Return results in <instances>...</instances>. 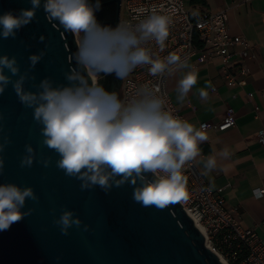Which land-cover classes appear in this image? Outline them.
Instances as JSON below:
<instances>
[{"label": "clouds", "instance_id": "9594fccd", "mask_svg": "<svg viewBox=\"0 0 264 264\" xmlns=\"http://www.w3.org/2000/svg\"><path fill=\"white\" fill-rule=\"evenodd\" d=\"M29 5L0 14V39H16L43 9L48 21L77 36V49L62 81L46 76L38 83L33 70L47 54L46 49L31 53L24 71L15 56L0 55V94L11 85L19 103L31 110L42 144L58 156L56 167L67 177L79 180L82 191L99 186L108 193L127 184L133 189V200L144 207L164 209L187 200L184 167L200 154L199 145L208 139L203 126L197 129L167 110L158 90L142 88L133 98L124 100L99 83L101 73L124 80L142 65L150 66L152 76L189 69L176 87L178 100L184 101L198 80L188 59L174 53L163 59L153 58L144 46L155 40L163 50L170 18L153 12L136 25L120 22L113 28L97 20L100 0H29ZM39 40L43 42L45 37L41 35ZM29 81L33 82L31 88L26 87ZM199 94L205 99L208 96L204 90ZM10 142L5 138L0 143V153ZM34 162L35 149L26 144L20 167L31 168ZM39 162L48 167L52 161L47 157ZM4 163L0 155V175ZM215 166L214 158L205 162L208 172ZM252 194L256 199L264 198V189L256 188ZM26 200L39 201L31 186L0 183V231L32 214L33 208L21 211ZM53 224L67 236L70 228H80L83 221L74 211L63 209ZM88 229L84 224L83 230Z\"/></svg>", "mask_w": 264, "mask_h": 264}, {"label": "water", "instance_id": "95a60500", "mask_svg": "<svg viewBox=\"0 0 264 264\" xmlns=\"http://www.w3.org/2000/svg\"><path fill=\"white\" fill-rule=\"evenodd\" d=\"M100 2L98 22L115 28L121 0ZM29 6V0H0V14ZM77 41L75 34L48 21L41 9L37 20L21 29L16 39H0V55L15 56L24 71L28 56L46 49L33 70L35 83L46 76L62 81ZM100 75L99 83L106 90L119 93L121 79L115 74ZM5 138L11 142L0 153L5 162L0 183L31 186L39 201L26 200L21 211L33 208L32 214L0 231V264H223L205 245L203 234L180 202L164 209L144 207L133 200V189L127 184L108 193L99 186L82 191L79 180L56 167L57 154L42 144L31 110L19 103L11 85L0 94V143ZM26 144L36 152L31 168L20 167ZM47 157L52 162L44 167L39 161ZM63 209L74 211L83 221L80 228H70L67 236L53 224ZM84 224L88 231L83 230Z\"/></svg>", "mask_w": 264, "mask_h": 264}, {"label": "built area", "instance_id": "2783aa9c", "mask_svg": "<svg viewBox=\"0 0 264 264\" xmlns=\"http://www.w3.org/2000/svg\"><path fill=\"white\" fill-rule=\"evenodd\" d=\"M153 12L166 15L171 21L163 50L155 40L144 45L153 58L163 59L174 53L182 59L186 57L188 61L202 64L218 57L222 61L220 72L225 86L242 87L246 84L250 72L246 61L250 57L251 45L242 35L229 33L227 8L187 7L183 0H121L119 23L136 25ZM149 67L135 68L122 80L118 94L129 100L142 88L158 90L157 94L165 99L166 109L183 119L166 90L169 72L152 76ZM211 90L216 91V86L213 85ZM235 124L234 110L227 105L220 121L202 122L200 128L222 131ZM256 139L260 146H264V126L257 131ZM184 174L188 179V199L179 202L203 234L205 245L223 264H264V240L253 227L240 225L237 217L226 208L223 198L208 186L195 160L186 163Z\"/></svg>", "mask_w": 264, "mask_h": 264}, {"label": "crops", "instance_id": "0c3cea01", "mask_svg": "<svg viewBox=\"0 0 264 264\" xmlns=\"http://www.w3.org/2000/svg\"><path fill=\"white\" fill-rule=\"evenodd\" d=\"M183 1L187 7L227 8L229 33L242 35L251 45L246 61L250 72L244 86H225L220 72L222 61L214 57L202 64L188 61L198 80L184 101L178 100L176 87L189 69L168 73L166 90L181 117L197 129L202 122L220 121L227 105L233 108L235 126L222 131L204 130L208 139L199 145L201 152L194 160L208 186L223 198L240 225L253 227L264 240V198L256 199L252 194L256 188H264V146L256 139L257 131L264 126V0ZM213 85L216 91L211 90ZM200 90L208 93L206 99L200 96ZM210 157L216 166L208 172L205 162Z\"/></svg>", "mask_w": 264, "mask_h": 264}, {"label": "snow or ice", "instance_id": "6c2138e0", "mask_svg": "<svg viewBox=\"0 0 264 264\" xmlns=\"http://www.w3.org/2000/svg\"><path fill=\"white\" fill-rule=\"evenodd\" d=\"M177 199H179V197H177Z\"/></svg>", "mask_w": 264, "mask_h": 264}]
</instances>
